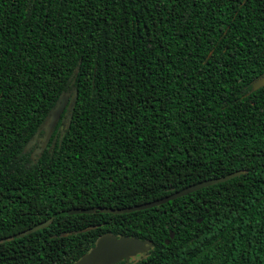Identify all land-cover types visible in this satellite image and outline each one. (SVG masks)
Instances as JSON below:
<instances>
[{
	"label": "trees",
	"instance_id": "1",
	"mask_svg": "<svg viewBox=\"0 0 264 264\" xmlns=\"http://www.w3.org/2000/svg\"><path fill=\"white\" fill-rule=\"evenodd\" d=\"M263 73L264 0H0V264H71L105 232L152 242L116 264H264V86L246 94Z\"/></svg>",
	"mask_w": 264,
	"mask_h": 264
},
{
	"label": "water",
	"instance_id": "2",
	"mask_svg": "<svg viewBox=\"0 0 264 264\" xmlns=\"http://www.w3.org/2000/svg\"><path fill=\"white\" fill-rule=\"evenodd\" d=\"M78 66L74 69V74H77ZM74 80V79H73ZM264 86V73L260 76L256 77L251 82V87L246 94L254 92L260 87ZM77 95V90L75 87L66 90L61 93L56 99L53 107L49 109L48 113L45 115L42 122L39 124L37 130L34 135L26 142L23 147V153L27 152L32 144H34L37 140L40 141V148L37 150L38 157L41 155L48 139L53 133L57 123L60 120H63L62 114H66L67 120L65 126H68L70 123V110L74 105V101ZM67 110V111H66ZM42 133V134H40ZM34 160L32 162H36L35 156H33ZM243 170L233 171L226 175L205 179L193 184H190L186 187H183L179 190H175L169 194H166L162 197L156 198L154 200H150L140 204H134L131 206L121 207V208H112V207H101V206H93L90 208H81L74 207L67 210L68 214H78V213H93L95 211L113 213V214H121L132 212L136 210H142L146 208H151L154 206H158L167 201L173 200L177 197L186 195L190 192L196 191L203 187L213 185L219 182L226 181L230 178H233L239 174H241ZM52 218L49 217L46 220L34 224L31 227L26 228L25 230L16 233L14 236H10L7 240H11L13 237H22L39 229L46 227ZM95 226H88L79 231L90 230ZM170 237L173 236V232L170 231ZM165 242L168 243V239H165ZM152 247V242L148 239H141L136 236L129 235H116L111 232H105L99 235L94 245L84 254H82L77 260L73 261L71 264H116L121 260L129 262L135 256L140 254L147 253Z\"/></svg>",
	"mask_w": 264,
	"mask_h": 264
},
{
	"label": "flooded vegetation",
	"instance_id": "3",
	"mask_svg": "<svg viewBox=\"0 0 264 264\" xmlns=\"http://www.w3.org/2000/svg\"><path fill=\"white\" fill-rule=\"evenodd\" d=\"M66 111H67V110H66ZM62 116H63V120H60L61 125H60L59 127H55V129H54L53 133L51 134L50 138L48 139V141H47V143H46V145H45L43 151H44L46 148H47L48 150H50V149L53 147V142L56 140V138H57L58 136H61V135H62V133H63V131H64V124H66V120H67V116H66V114H62ZM40 134H42V133H40ZM40 143H41V142L37 140L34 144H32V146L30 147V149L27 151V152L29 153V157H30L31 160H34L33 156H35V159L38 158L37 150L41 147V146H40ZM43 151H42V152H43ZM42 152H41V154H42ZM143 256H144V254L137 255V256H135L133 259H131L130 262H131L132 260L139 259V258H141V257H143ZM121 261H122V260H121ZM124 263H127V262L124 261Z\"/></svg>",
	"mask_w": 264,
	"mask_h": 264
}]
</instances>
